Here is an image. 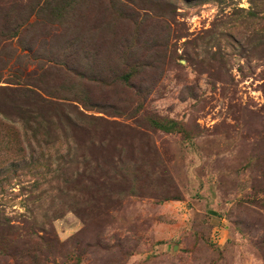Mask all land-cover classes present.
Here are the masks:
<instances>
[{
	"label": "rangeland",
	"instance_id": "1",
	"mask_svg": "<svg viewBox=\"0 0 264 264\" xmlns=\"http://www.w3.org/2000/svg\"><path fill=\"white\" fill-rule=\"evenodd\" d=\"M0 264H264V0H0Z\"/></svg>",
	"mask_w": 264,
	"mask_h": 264
}]
</instances>
